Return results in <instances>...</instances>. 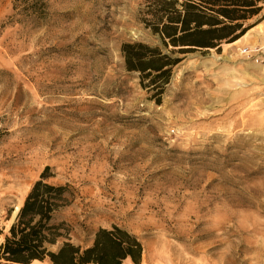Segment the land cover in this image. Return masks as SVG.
I'll use <instances>...</instances> for the list:
<instances>
[{"label":"rangeland","instance_id":"374dc122","mask_svg":"<svg viewBox=\"0 0 264 264\" xmlns=\"http://www.w3.org/2000/svg\"><path fill=\"white\" fill-rule=\"evenodd\" d=\"M44 1L37 22L0 0V242L50 166L76 188L58 215L76 244L117 224L142 240L140 264H264V62L240 52L264 24L175 53L157 103L121 51L172 48L146 26L153 0Z\"/></svg>","mask_w":264,"mask_h":264},{"label":"trees","instance_id":"16d2710c","mask_svg":"<svg viewBox=\"0 0 264 264\" xmlns=\"http://www.w3.org/2000/svg\"><path fill=\"white\" fill-rule=\"evenodd\" d=\"M15 3L24 18L37 22L46 18L44 0ZM148 7L151 18H146V26L160 36L164 48H172L167 52L160 45L126 41L121 51L127 70L140 73L142 85L157 103L162 102L174 67L183 60L175 53L220 49L223 42L238 40L264 19V0H153ZM50 169L46 166L34 182L0 242V264L45 259L52 264H124L128 259L140 264L145 252L142 240L117 224L99 228L91 245L72 241L71 225L58 215L74 202L77 191L70 183L50 182Z\"/></svg>","mask_w":264,"mask_h":264},{"label":"built area","instance_id":"2783aa9c","mask_svg":"<svg viewBox=\"0 0 264 264\" xmlns=\"http://www.w3.org/2000/svg\"><path fill=\"white\" fill-rule=\"evenodd\" d=\"M240 52L251 61L264 62V40L251 46H242Z\"/></svg>","mask_w":264,"mask_h":264},{"label":"crops","instance_id":"0c3cea01","mask_svg":"<svg viewBox=\"0 0 264 264\" xmlns=\"http://www.w3.org/2000/svg\"><path fill=\"white\" fill-rule=\"evenodd\" d=\"M261 24H264V19L260 22V23H257L256 25H254L252 28H250L246 34H244L242 37H240L237 41H235L234 43H237V42H240V41H243V39H245L251 31H253L254 29H256L258 26H260ZM263 40H258L257 42H262ZM233 43V44H234Z\"/></svg>","mask_w":264,"mask_h":264},{"label":"water","instance_id":"95a60500","mask_svg":"<svg viewBox=\"0 0 264 264\" xmlns=\"http://www.w3.org/2000/svg\"><path fill=\"white\" fill-rule=\"evenodd\" d=\"M18 210H19V209H18ZM18 210H16V212H14V217H16Z\"/></svg>","mask_w":264,"mask_h":264}]
</instances>
